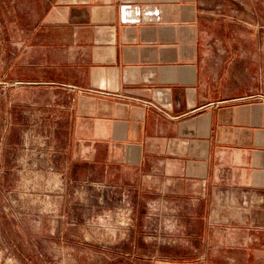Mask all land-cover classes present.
<instances>
[{"label": "crops", "instance_id": "crops-1", "mask_svg": "<svg viewBox=\"0 0 264 264\" xmlns=\"http://www.w3.org/2000/svg\"><path fill=\"white\" fill-rule=\"evenodd\" d=\"M50 11L44 25L70 33L39 87L61 96L71 164L134 171L140 191L188 206L186 264H264V0Z\"/></svg>", "mask_w": 264, "mask_h": 264}, {"label": "rangeland", "instance_id": "rangeland-1", "mask_svg": "<svg viewBox=\"0 0 264 264\" xmlns=\"http://www.w3.org/2000/svg\"><path fill=\"white\" fill-rule=\"evenodd\" d=\"M55 1L0 0V264H186L188 206L65 152L61 96L39 87L70 33L44 25Z\"/></svg>", "mask_w": 264, "mask_h": 264}]
</instances>
